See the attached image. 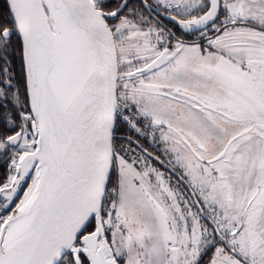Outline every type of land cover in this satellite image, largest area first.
<instances>
[{
    "label": "snow or ice",
    "instance_id": "6c2138e0",
    "mask_svg": "<svg viewBox=\"0 0 264 264\" xmlns=\"http://www.w3.org/2000/svg\"><path fill=\"white\" fill-rule=\"evenodd\" d=\"M0 264H264V0H0Z\"/></svg>",
    "mask_w": 264,
    "mask_h": 264
}]
</instances>
